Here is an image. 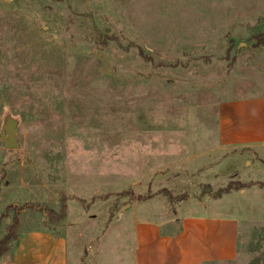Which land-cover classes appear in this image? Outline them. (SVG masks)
<instances>
[{"label": "rangeland", "instance_id": "rangeland-1", "mask_svg": "<svg viewBox=\"0 0 264 264\" xmlns=\"http://www.w3.org/2000/svg\"><path fill=\"white\" fill-rule=\"evenodd\" d=\"M239 92L264 94V0H0V240L19 210L70 264H133L134 220L220 198L237 256L209 264H264V147L215 151Z\"/></svg>", "mask_w": 264, "mask_h": 264}, {"label": "crops", "instance_id": "crops-1", "mask_svg": "<svg viewBox=\"0 0 264 264\" xmlns=\"http://www.w3.org/2000/svg\"><path fill=\"white\" fill-rule=\"evenodd\" d=\"M218 122L215 151L264 147V94L246 98L239 92L222 100ZM218 200L184 203L183 209L190 210L181 219L134 220L133 264H209L233 260L237 256L239 224L215 212ZM16 243L9 264H70L65 234L32 229L18 235Z\"/></svg>", "mask_w": 264, "mask_h": 264}, {"label": "trees", "instance_id": "trees-1", "mask_svg": "<svg viewBox=\"0 0 264 264\" xmlns=\"http://www.w3.org/2000/svg\"><path fill=\"white\" fill-rule=\"evenodd\" d=\"M250 186L249 183H244L241 181H230L229 184L227 186H225L224 188H219L217 190V192L215 193L217 197H220L221 195H223L224 193H229L233 190H240L243 188H246ZM212 186H210V184H207L205 186V189L202 191V194H212ZM27 208H35L33 205H26ZM19 210H17L13 220L11 221V223L6 227V235L0 240V258L6 254L10 249V243L13 242L15 243L16 240L18 239V229L20 228L21 225V219H20V214H19ZM56 215V212L54 210H51L48 213V216H51V219ZM65 215V209L64 206L62 208V212L60 214L62 218Z\"/></svg>", "mask_w": 264, "mask_h": 264}, {"label": "water", "instance_id": "water-1", "mask_svg": "<svg viewBox=\"0 0 264 264\" xmlns=\"http://www.w3.org/2000/svg\"><path fill=\"white\" fill-rule=\"evenodd\" d=\"M17 124L16 121L10 119L3 126L2 131L0 132V139L3 141L7 149H17L19 147L17 141Z\"/></svg>", "mask_w": 264, "mask_h": 264}]
</instances>
